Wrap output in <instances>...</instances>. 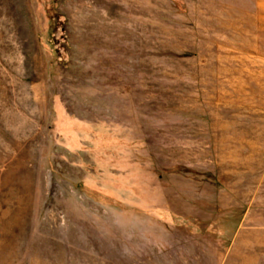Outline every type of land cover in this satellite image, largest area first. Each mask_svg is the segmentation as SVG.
<instances>
[{"label":"rangeland","instance_id":"rangeland-1","mask_svg":"<svg viewBox=\"0 0 264 264\" xmlns=\"http://www.w3.org/2000/svg\"><path fill=\"white\" fill-rule=\"evenodd\" d=\"M0 264H264V0H0Z\"/></svg>","mask_w":264,"mask_h":264}]
</instances>
